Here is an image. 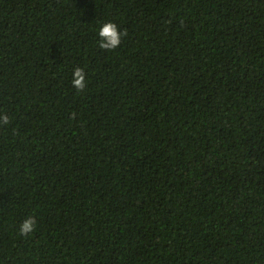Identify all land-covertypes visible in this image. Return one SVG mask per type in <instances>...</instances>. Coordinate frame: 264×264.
<instances>
[{
  "label": "trees",
  "instance_id": "1",
  "mask_svg": "<svg viewBox=\"0 0 264 264\" xmlns=\"http://www.w3.org/2000/svg\"><path fill=\"white\" fill-rule=\"evenodd\" d=\"M5 113L0 264H264V0H0Z\"/></svg>",
  "mask_w": 264,
  "mask_h": 264
},
{
  "label": "clouds",
  "instance_id": "2",
  "mask_svg": "<svg viewBox=\"0 0 264 264\" xmlns=\"http://www.w3.org/2000/svg\"><path fill=\"white\" fill-rule=\"evenodd\" d=\"M127 35V31L121 32L115 22L109 21L104 23L98 32L99 47L104 50H114L118 48L122 42V37ZM72 85L78 91H83L86 88V73L81 67H77L73 72ZM10 117L8 114L0 115V125H8ZM36 219L34 216L26 217L19 227V234L27 237L36 229Z\"/></svg>",
  "mask_w": 264,
  "mask_h": 264
}]
</instances>
